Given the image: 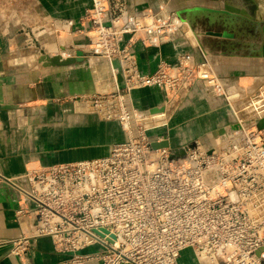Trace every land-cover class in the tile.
<instances>
[{"label":"built area","instance_id":"2783aa9c","mask_svg":"<svg viewBox=\"0 0 264 264\" xmlns=\"http://www.w3.org/2000/svg\"><path fill=\"white\" fill-rule=\"evenodd\" d=\"M66 25L84 39L68 56L80 52L108 63L115 84L110 93L87 97V105L117 122L127 138L107 158L24 173L25 186H16L21 237L13 253L49 237L56 251L72 254L73 264L91 259L78 253L91 247L102 252L95 255L100 264H180L186 251L196 264H264V133L256 127L264 116V89H227L205 58L197 62L189 51L141 72L134 43L159 48L189 41L188 24L163 3L138 10L129 0H90ZM198 84L231 113L224 145L152 150V142L168 138L150 133L167 126ZM145 88L163 93L161 112L133 106L131 93ZM171 149L179 150L177 160H168ZM120 153L126 158L117 163L112 156Z\"/></svg>","mask_w":264,"mask_h":264},{"label":"crops","instance_id":"0c3cea01","mask_svg":"<svg viewBox=\"0 0 264 264\" xmlns=\"http://www.w3.org/2000/svg\"><path fill=\"white\" fill-rule=\"evenodd\" d=\"M47 1L52 4L51 0ZM173 1L129 0V5L138 10H156L159 3H163L176 13L181 0ZM257 1V14L253 18L263 22L264 17L258 19V12L264 0ZM59 4L58 15L76 21L90 6V0H59ZM230 5L251 14L239 2L231 1ZM204 6L216 8L210 4ZM233 15L237 18L231 21L222 18L214 25L220 27L217 31L229 30L234 34L233 39L207 38L203 43L204 51L191 30L189 41L177 40L159 48L134 43L132 50L139 70L151 73L160 60L174 63L177 54L189 51L197 62L205 58L213 74L227 89L239 88L248 93L264 89V58H256L261 42L248 38L251 36L248 29L252 28L248 24L255 21L241 14ZM74 39L76 45L84 41L81 37L74 36ZM17 40L16 36L0 33V264H73L72 254L56 251L49 237L31 240L25 250L13 253L17 246L13 242L21 237L15 212L22 198L16 186H25L22 176L27 170L98 158L114 144L120 129L117 122L101 121L94 113H83L76 102L55 103L58 99L94 95L100 90L110 93L114 85L108 73L102 71L101 65H106L104 61L85 57L82 62L70 66L43 67L35 61L34 51L15 49ZM130 98L136 109L151 112L160 109L164 101L163 93L155 88L135 90ZM231 122L232 116L224 101L208 94L198 84L169 116L167 126L150 134L168 138L172 148L193 143L202 146L210 138L219 139L220 132ZM256 127L264 133V116L257 121ZM95 251L96 248L91 247L80 254ZM84 264L98 262L89 260ZM180 264H196L191 252L182 254Z\"/></svg>","mask_w":264,"mask_h":264},{"label":"rangeland","instance_id":"374dc122","mask_svg":"<svg viewBox=\"0 0 264 264\" xmlns=\"http://www.w3.org/2000/svg\"><path fill=\"white\" fill-rule=\"evenodd\" d=\"M235 1L237 2L240 1L239 4L245 5L247 9H249V11L251 12L250 15L252 17L253 16L256 17L257 8L259 5L258 1L257 2L250 0H235ZM51 2L52 4H50L47 0H0V33L2 32L3 35L8 37L12 36L13 38L16 36L18 38L17 40L18 43H16L15 49L34 51L36 56L35 61L39 64H41L40 61L42 54L41 51H44L45 54L48 53L47 55L49 57L60 56L62 59H66L69 58L68 52H70L76 47L74 46L73 48V44L76 45L74 39V36L76 35L74 34V30L71 27L68 28L66 25V21H68V19H63L61 17L62 15L61 16L58 15V13L61 11V10L59 11L57 7L60 6L59 0H51ZM258 17L259 18L264 17V1L263 3L260 4ZM218 29H220V27H218L217 25L214 26L213 28V30L215 31H217ZM191 33L193 35L192 31ZM80 43H78V45H81ZM78 50L81 49L79 48ZM83 50H87V49L84 48ZM260 52L261 51H259L256 56V58L258 59L261 58ZM83 59L80 60L79 62H82ZM41 65L43 66V64ZM101 66H102V71L104 72L106 71L110 77V80L112 81L109 64L106 63V65H101ZM98 78L99 79L101 78V75L99 73H98ZM99 85H101V83H99ZM113 85L115 88V84ZM100 93H106V92H102L100 90L94 95ZM89 96H93V95H80L75 99L72 98V100L58 99L55 100V103L62 104L64 102L65 103L76 102L78 103V106L81 108L80 110L83 113L87 112V114H93L94 112H92V110L86 103L87 97ZM98 118L101 119L100 117ZM101 121H106V120L101 119ZM118 130L119 131L117 132V136H115L116 138H114V142H113L114 144L112 145L110 144V146L107 147V149L104 151L105 153H103L98 158L82 160L78 162H85L89 160L109 157L111 150L115 146L122 144L127 138L125 133L122 131L121 127ZM224 140H225L224 137H220L219 139L210 138L209 140H207V142L204 145L202 146L200 145V146L202 148H216L224 145ZM112 157L115 159L114 161H116L117 163L124 162L126 158V157L124 158L123 153H120L117 156H112ZM78 162H72V163H78ZM67 164H71V163H67ZM118 175L123 178L122 170L118 172ZM145 178L146 179L149 178V171H145ZM121 189H123L122 184L120 185L119 190ZM115 204L116 206H118V202H116ZM80 252H78L79 255H81ZM96 253L98 256H101L102 252L98 251V252L86 254V255H92L91 259H87V261L96 260L98 264H100V261L96 259L95 256Z\"/></svg>","mask_w":264,"mask_h":264},{"label":"water","instance_id":"95a60500","mask_svg":"<svg viewBox=\"0 0 264 264\" xmlns=\"http://www.w3.org/2000/svg\"><path fill=\"white\" fill-rule=\"evenodd\" d=\"M186 2H194L200 0H185ZM205 3L210 4L212 6H216V8H210L206 7L204 5L195 4L191 8H181L176 11L177 16L187 22L194 34H196V40L198 42L199 48L204 51L203 43H205L207 38L214 37L218 41L219 39H233L234 34L228 32L225 29H222V31H215L213 30V26L215 25V22L217 20L224 18L225 21H228L230 19H236L237 17L233 14H241L243 17H247L248 20H254V18L246 12L244 9H236L232 8L230 5L231 1L237 2L235 0H203ZM250 1H256V0H250ZM240 2V1H239ZM238 4V3H237ZM193 11H202L205 15H195ZM229 23V22H228ZM227 23V24H228ZM252 28L248 29V32L251 36H248V38L254 41L261 42L260 45V55L262 58H264V21H255L254 24H248ZM254 28V29H253ZM242 47H246L245 44H242ZM247 47H250V45L247 44ZM41 58L40 61L43 63V66H53V67H61V66H67L70 64H73L75 62H79L83 59V56L80 52L77 53L76 58H69L66 60H60L58 57L54 58H47L43 51H41ZM120 80V78H119ZM160 109H155L152 112L153 113H159L161 112ZM223 131L220 132V135L223 134ZM196 143H193L189 145V147H194ZM150 147L152 150L157 149H163V148H171L169 145V142L167 140L161 141V142H152L150 144ZM180 157V152L178 149H171V155L169 156V161L177 160Z\"/></svg>","mask_w":264,"mask_h":264},{"label":"bare ground","instance_id":"6f19581e","mask_svg":"<svg viewBox=\"0 0 264 264\" xmlns=\"http://www.w3.org/2000/svg\"><path fill=\"white\" fill-rule=\"evenodd\" d=\"M173 1V0H172ZM174 2V1H173ZM193 4V5H192ZM195 4H200V5H208L207 3H205L203 0H200V1H197L196 3H194V2H186L185 0H181V5H178V7H179V9H181V8H184V7H186V8H191V7H193ZM194 12V14L195 15H205L204 14V12H202V11H193ZM258 18V17H257ZM258 19H262V18H258ZM187 23V22H186ZM188 24V23H187ZM188 26H189V24H188ZM190 27V26H189ZM191 29V28H190ZM192 31V30H191ZM188 36H189V38H191L192 37V35H190V34H188ZM44 52V51H43ZM45 54V53H44ZM45 56L47 57V58H49V59H51V58H54V57H58L60 60H66V59H69V58H66V59H62L60 56H53V57H49L47 54H45ZM70 58H73V57H70ZM41 64H43V63H41ZM74 64V63H73ZM70 65H72V64H70ZM70 65H67V66H70ZM153 111V110H152ZM169 145H170V143H169ZM171 147V146H170Z\"/></svg>","mask_w":264,"mask_h":264}]
</instances>
